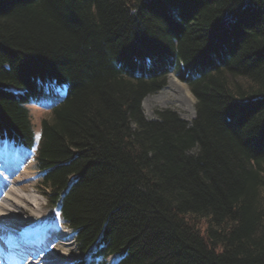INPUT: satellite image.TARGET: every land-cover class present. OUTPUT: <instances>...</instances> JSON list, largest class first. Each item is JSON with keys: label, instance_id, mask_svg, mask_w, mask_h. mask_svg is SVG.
Returning <instances> with one entry per match:
<instances>
[{"label": "trees", "instance_id": "1", "mask_svg": "<svg viewBox=\"0 0 264 264\" xmlns=\"http://www.w3.org/2000/svg\"><path fill=\"white\" fill-rule=\"evenodd\" d=\"M170 71L191 122L143 113ZM1 139L43 172L71 264H264V0H0Z\"/></svg>", "mask_w": 264, "mask_h": 264}, {"label": "rangeland", "instance_id": "2", "mask_svg": "<svg viewBox=\"0 0 264 264\" xmlns=\"http://www.w3.org/2000/svg\"><path fill=\"white\" fill-rule=\"evenodd\" d=\"M183 85H185L186 88L189 90L187 83L182 81L175 74L174 71L168 72L163 87H161V89H159L156 92L146 95L142 99L141 107L145 117L149 119L157 118L158 112L160 110L169 108L176 111L183 119L191 122L192 119L195 117V97L193 93L189 90L192 95V98H190L186 94V90L184 89ZM53 87L60 94L65 93L64 86L54 85ZM48 106L49 103L47 102L46 103L30 102L28 104L32 116V123L34 125L37 138L40 132V120L43 116H46L48 114L49 112ZM4 143L10 146L13 145L11 142L8 141ZM6 153L10 155L9 157L11 159H14L16 158V154L18 153V149L15 148L12 151L8 150ZM28 155L31 161L28 162L29 166L27 168L28 173L27 175H25L26 178L22 175L23 177H21L20 180L18 179L19 181H17L16 184L14 185L16 187V190L18 191H19V187L25 186L26 189L23 190L22 192L19 191V193L23 194L27 198H30L31 201V205L28 206L29 208L28 213H23L24 217H26V223L24 224L21 223L23 224L22 226L23 230L28 229L30 231H38V232L41 231V233H44L46 230L53 229L55 230V232H53V235L55 236L61 234L59 230L65 232L67 238L64 241L69 242V245L67 247L63 246L64 241L60 242L61 239L60 240L58 239L57 244L53 245V248L50 245L48 247H51L53 250H56L58 252L59 251L61 253L63 252L62 254L66 256L70 264L76 259H81L82 257H84L85 254L83 255V253L80 252L73 230H71V228L70 229L68 228L67 223L59 216L56 210H53L54 212L51 211L47 198L42 191L44 186L40 183V178L43 172L39 171L36 168L35 160L32 158L30 152L28 153ZM16 166L18 168L17 167L14 168V171L17 169V171H20L22 174L26 169L25 166L27 165L19 162L16 164ZM20 172L18 173L20 174ZM2 176L4 180H11V179L14 180V176L11 178V175H8V173H4ZM8 217L11 218L12 220H15V218H13L11 215H8ZM51 225H53L54 228L51 227ZM56 228L58 229L56 230ZM47 241L49 244L50 241L49 240ZM51 251L52 250H48V252ZM117 260H118V256L113 255L108 258V263L114 264ZM56 261L61 262L58 259H56Z\"/></svg>", "mask_w": 264, "mask_h": 264}, {"label": "bare ground", "instance_id": "3", "mask_svg": "<svg viewBox=\"0 0 264 264\" xmlns=\"http://www.w3.org/2000/svg\"><path fill=\"white\" fill-rule=\"evenodd\" d=\"M183 87L186 90V94L190 98H192V95L190 91L186 88V86L183 85ZM4 142L0 141V235L4 236V238L10 243L20 240L19 239L20 236H18V233H20L24 237H30L31 242L36 241L35 244H31V242H28V239L27 241L26 238L21 239L17 243V245L26 249L21 253H19L20 255L18 254L17 256H11L9 258V262L7 263L8 264H69V261L66 258L63 260L57 257V256H62L63 252L61 253L60 251L58 252L52 249L53 245L57 244L58 239L59 240L61 239L60 240L61 242L67 238L65 232L59 230L61 234L55 236L53 235V232H55V230L49 228H48L49 230L46 231L44 230L45 231L44 233H41V231L26 232L25 230H23L22 226L24 223H26V217H24L23 213H28L29 210L28 206L31 205V201L30 198H27L23 194L19 193V191L22 192L23 190L26 189L25 186L19 187V191H18L16 190V187L14 185L16 184L17 181L20 180L21 177L23 176L25 177V175H27L28 173L27 168L29 166L28 162H30L31 159L28 153L23 148L14 147L13 145L12 147ZM15 148L18 149V153L16 154V158L11 159L9 157L10 155L6 152L8 150L12 151ZM19 162L27 165L25 166L26 169L24 170V172L22 171L23 172L22 174L20 171H17V169L14 171V168L17 167L16 164ZM18 172H20V174ZM4 173H8V175H11V178L14 176V180L12 179L4 180V178H2L3 177L2 175ZM8 215H11L13 218H15V220L9 218ZM51 227L54 228L53 225H51ZM57 229L58 228H56V230ZM47 240L50 241L49 244ZM49 245L52 248L48 247ZM68 245H69L68 241L63 242V246L67 247ZM13 249L14 248L11 246L10 249H8V251H12ZM2 250L3 247H0V257L2 255ZM48 250H52V251L48 252ZM26 253L29 254L26 255ZM56 259L60 260L61 262H57Z\"/></svg>", "mask_w": 264, "mask_h": 264}]
</instances>
